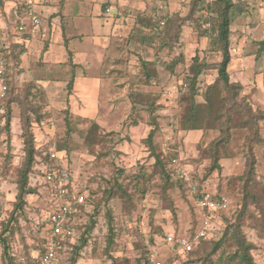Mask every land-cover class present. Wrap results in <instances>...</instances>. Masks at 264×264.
Masks as SVG:
<instances>
[{
    "label": "rangeland",
    "instance_id": "rangeland-1",
    "mask_svg": "<svg viewBox=\"0 0 264 264\" xmlns=\"http://www.w3.org/2000/svg\"><path fill=\"white\" fill-rule=\"evenodd\" d=\"M247 8L245 10V20L250 27L257 25L252 22L257 20V16L264 13V6L261 1L264 0H246ZM258 1V2H255ZM166 12L161 7H153L147 12L146 9H136L127 7L126 14L135 15L132 20H126V31L122 39L114 43L113 56L115 64L118 61L124 63L125 82L116 84L113 81V91L116 87L125 88L124 95L120 98L109 97L105 91H91L92 97L86 100H80L77 103V111L72 113L81 115L84 119L74 123L73 129L69 130L65 123V117L68 118L69 111L68 98L60 97L50 99L40 95L37 101L46 106L47 113L43 120L33 124L35 136V145L39 149L51 145L54 147L58 142H67L70 152L68 153V167L76 185L86 186V189L95 190L97 194H102V189L106 188L105 180L116 176L117 171L122 169L125 175L133 174L139 166H143L147 171L151 170L150 159H148V150L142 143L150 129L147 123L148 113L140 110L137 113L141 115V121L132 126L129 123L128 116L131 113L128 92L131 89H143L150 93L151 98L159 105L156 113L159 115L160 134L156 141L166 149V153L173 159L172 168L178 174H184L187 177L193 175L203 176L205 166L208 160L202 157V150L207 142L214 137L215 133L210 131H178L176 125V113L178 103L177 93L183 83V79L190 71L188 64L190 58L194 55L205 57L210 63L215 64L219 57L216 53L204 54L206 47V38L202 37L192 22L188 21L182 26L178 41L172 49L159 48L158 38L153 39L151 45L142 41H147L149 36L147 29L151 28L156 20L162 19L170 13H177L185 16L190 10V0H166ZM162 5V4H161ZM112 6L116 9L115 4ZM170 7V8H168ZM197 15V14H196ZM255 16L256 18H251ZM260 16V15H259ZM112 14H106L101 23L106 25L112 23ZM132 21L134 23L132 24ZM259 20V24H260ZM135 25V26H133ZM105 32L106 29H101ZM19 34L9 33L6 43H14ZM237 34L232 31L231 39H235ZM263 36L259 30L256 38ZM152 37V36H151ZM257 40H253L252 54H255L258 46ZM86 43L84 44V46ZM117 53L120 57L116 58ZM122 54V55H121ZM177 55H182V63L176 64L173 71H169L164 63L171 61ZM249 55V54H247ZM29 58H21L17 67H13L11 74L13 84L16 89H20L29 81L34 64H30ZM139 59H155L158 65L153 71L156 75L149 85L135 83L136 73L139 71ZM110 60V61H111ZM241 62L240 60H237ZM238 62H235L237 64ZM243 63V62H242ZM246 73H241V80L250 90V94H244L254 105L256 111L264 110V52L258 56L247 57L245 60ZM14 65V64H12ZM104 71V70H103ZM117 70L108 74H114ZM103 74V72H102ZM216 75L214 68H209L200 76L202 90L205 85L211 82ZM246 75V76H245ZM249 78V79H248ZM93 90V88H92ZM122 93V92H121ZM200 99V97H197ZM52 101V102H51ZM88 102V108L83 105ZM14 113L11 120L10 136L2 142L0 147V161L2 162V173L0 174V230L2 222L6 221L13 209V203L16 195L15 178L18 168L24 159V149L20 135V121L18 118V107L13 105ZM217 105L212 106L211 121L215 119ZM93 119L99 125V133L102 138L98 141L86 145L83 140V129L87 128L90 120ZM260 135L264 136V123L260 122ZM70 131V135L65 136ZM232 136H235L232 134ZM71 138V139H70ZM234 139V138H233ZM243 138L232 140L229 150L234 153L232 156L220 160L221 169L212 172L205 178V189L208 192L220 190L227 193L232 200L239 204L240 186L238 176L244 171V156L242 155L241 145ZM254 157L256 159V182L254 191L261 196L260 205H264L262 191L264 190V145L255 146ZM8 155H10L9 160ZM202 155V156H201ZM3 163L6 164L3 167ZM1 166V165H0ZM231 182V184L229 183ZM42 178L32 176L29 185L33 192L25 196L23 210L17 213L16 231L11 238V244L18 250H31L38 244L39 238L44 232L43 219L51 211V203L58 205V200L50 194V190L43 185ZM128 189L131 187L127 186ZM146 194L139 197L134 194L133 207L129 212L125 211L124 204L118 198H112L109 207L112 209L114 224L116 227V236L114 244L105 251V237L107 233V219L105 217L106 205L100 207L96 215V225L92 230L88 241L78 250V257L75 264H144L141 260L140 245L147 243L150 233L154 235V242L160 243L155 250L158 258L165 264H200L191 262L193 256L189 254H176L172 248L165 246L163 239L167 232L188 234L190 226L191 203L188 190L183 191L178 185L167 188V200L175 207V217L167 209L168 203L161 195V181L158 176H153L146 184ZM264 197V195H263ZM233 205L231 204V207ZM250 213L259 215L255 204H250ZM258 224L251 215L245 218L243 230L248 240L254 243L255 249L252 251L254 260L257 264H264V237H259L251 224ZM46 227V226H45ZM80 245V242H77ZM0 264H3L0 247Z\"/></svg>",
    "mask_w": 264,
    "mask_h": 264
},
{
    "label": "trees",
    "instance_id": "trees-1",
    "mask_svg": "<svg viewBox=\"0 0 264 264\" xmlns=\"http://www.w3.org/2000/svg\"><path fill=\"white\" fill-rule=\"evenodd\" d=\"M247 4L249 3L246 0H190V10L187 15L181 16L177 13H170L162 19L156 20L153 23L154 25L147 29L149 36H147L146 42H142L151 45L152 40L157 37L159 48L170 50L178 41L182 26L186 22L191 21L192 26L207 40L204 54L216 53L219 57V60L213 64L205 60V57L192 56L188 64L190 71L184 77L176 96L178 111L176 113L175 128L178 131H210L215 133L214 137L207 142L202 150L203 156H201L208 160V164L205 166L203 176L193 175L187 177L184 174H178L171 167L173 159L168 156L166 149L156 141V137L160 134L159 115L156 113L159 105L151 98L149 92L143 89H131L128 92L131 105V113L128 116L130 125L135 126L142 120L140 114L139 119H137L139 110L140 112L144 110L148 113L147 123L150 129L147 136L142 139V143L148 150L151 170L147 171L143 166H139L133 174L125 175L124 171L119 169L116 176L105 180L107 186L102 189L101 195L97 194L95 190L91 191L86 189V186L81 187L75 184L76 191L84 194V202L77 205L76 211L70 215L67 228L71 230V234L58 243L59 245L56 250L61 264L76 263L78 250L86 244L88 237L95 228L96 215L102 205L108 206L104 213L107 219L105 251L108 252L110 246L114 244L116 236L114 217L112 209L109 207L111 199L115 197L120 199L125 206V211L129 212L133 207L134 194H137L139 197H144L147 191L146 184L149 179L156 175L161 181V195L164 196L165 201L168 203L166 207L171 212L173 218L175 217V207L167 200L166 195L167 188L173 185H178L180 189L185 191L189 189L191 184H194L196 185L198 194L201 192L209 193L214 198L225 195L233 205L228 212L219 213L220 227L213 236L195 240L193 249L190 251H180L177 245L172 248V251L179 255H192L191 262L200 264H257L252 253L255 245L247 239L243 227L245 218L251 215L258 223H252V229L255 230L259 237H264V205H260L261 196L253 189L257 180L256 159L253 148L264 145V136L260 135V122L263 121L264 123V110L256 111L254 109V105L244 97L242 83L232 80L229 73L231 61V26L237 20L245 19ZM2 6L3 0H0V8ZM0 14H2L1 11ZM14 21L17 24L18 19ZM18 26L16 25L15 27L16 31L19 33L23 32L18 29ZM1 34L5 38V46L2 49V54L7 59V71L5 75L7 90L4 97L0 98V147L2 142L10 136L11 120L14 113L13 105H16L19 109L20 135L24 149V159L17 170L15 178L16 195L13 209L8 219L2 222V229L0 230V247L3 264H16V255L30 258L31 252L35 250L41 251L46 241L48 231L46 217L42 223L45 233H42L34 249L18 250L12 246L10 240L16 231L17 213L23 210L25 196L34 190L33 187H30L29 180L36 174L41 175L37 164L40 161H47L45 153L51 148V145L44 149L36 147L33 132V124L43 120L47 113L46 106L37 101L38 96L42 94L44 96L45 94L44 86L39 81V78L32 77L23 87L16 89L12 81L13 76L11 71L13 67L16 68L19 64L21 56L26 51V47L23 43L17 41L8 45L6 41L9 32L7 30H1ZM21 36L23 37L25 35L22 34ZM256 44L258 48L254 54L255 57L264 52V38L258 40ZM113 54L112 52L107 53V59L111 60L112 58L110 57ZM115 57L119 58L120 53H117ZM182 62H184L182 55H177L171 61L164 63L163 66L169 71H173L176 64ZM157 65L158 63L155 59H139V71L136 73L135 83L149 85L156 78L157 74L153 71H155ZM115 67L111 71H115ZM209 68H214L216 75L201 90L200 85L202 83L200 76ZM73 82L74 75L70 77L66 85L68 90L71 89ZM198 96L200 99L197 98ZM215 104L217 105L216 116L214 121H211L212 106ZM64 112L66 114L69 113L68 118L65 117V123L69 130L73 129L71 125L72 120L74 123H77L84 119L81 115L72 113L71 110H65ZM99 129L97 122L91 119L88 127L83 129L82 141L86 145L98 141L102 138L98 132ZM232 134L235 136H232ZM69 135L70 131H67L65 136L69 137ZM63 138L66 139V137ZM238 138H243L241 152L244 156L245 163L242 175L236 178L240 186L239 190L241 194L239 204H236L235 200L233 201L227 193L221 192L220 190L208 192L205 189L204 183L207 176L221 169V159L234 154L229 150V145L232 140ZM65 139L58 142L57 146L54 145V148L65 151L68 156L70 149ZM9 158L10 155H8L7 160ZM0 165L1 174L3 171L1 161ZM5 166L6 164L3 163V167ZM70 178L73 182L71 172ZM229 183L231 184V182ZM43 185L51 193V186L46 183ZM128 185L131 186L129 189L127 187ZM262 193L264 200V190ZM190 203L192 208L189 233L180 234L173 231L172 234L175 238L186 236L190 240H193L198 230L200 216L196 205L191 199ZM250 204H255L256 208H258L259 215L255 216L250 213ZM164 239L163 242L165 244ZM78 241L80 245L77 244ZM159 246L160 243H155L154 235L150 233L147 238V243L140 245V257L144 264H149L150 255L155 253V250Z\"/></svg>",
    "mask_w": 264,
    "mask_h": 264
},
{
    "label": "crops",
    "instance_id": "crops-1",
    "mask_svg": "<svg viewBox=\"0 0 264 264\" xmlns=\"http://www.w3.org/2000/svg\"><path fill=\"white\" fill-rule=\"evenodd\" d=\"M164 1L166 0H3V6L0 8V27L12 34L25 35L18 37L16 41L26 47L21 58H29L30 64H34L35 68L30 70L31 77L40 79L45 89V97H66L67 105L72 108L70 110L76 112L78 101L92 97L91 91L106 90L109 97L115 98L124 95V87L120 89L118 86L114 91L111 87L113 81L118 85L125 82L124 63L118 61L115 64L114 60L107 59V53H114V43L124 36L126 20L135 17L132 13L126 14L122 11L129 6L143 8L148 12L157 6L166 12ZM258 3L264 6V1ZM112 4H115L116 9ZM110 13L113 21L105 26L101 20ZM259 15L257 20L252 21L257 23L255 26L247 25L244 18L231 26V32L237 36L233 40L230 37L229 73L232 80L242 83L244 94L251 93L249 89L248 93L246 92V86L241 80V73L247 71L246 58L255 56L252 54L251 43L253 40L264 38V13ZM32 18L38 19L35 26L32 24ZM15 19H18L17 24ZM20 24L24 25L21 33L15 28ZM259 30L263 32V36L256 38ZM235 62L238 63L234 65ZM114 66L117 72L109 75ZM72 75L74 82L68 90L66 85ZM84 106L88 108L87 101L83 108Z\"/></svg>",
    "mask_w": 264,
    "mask_h": 264
},
{
    "label": "built area",
    "instance_id": "built-area-1",
    "mask_svg": "<svg viewBox=\"0 0 264 264\" xmlns=\"http://www.w3.org/2000/svg\"><path fill=\"white\" fill-rule=\"evenodd\" d=\"M109 9H106L108 11ZM38 23L37 18H32V24ZM7 28V26L5 27ZM18 29L23 31L24 25L20 24ZM0 27V98L4 97L6 84L7 59L2 54L5 46V38L1 34ZM1 124V121H0ZM47 161H40L37 168L41 171L35 177H41L42 182L51 186V195L58 200V205L51 207L46 219L48 231L44 247L41 251L35 250L31 252L30 258L22 255L15 256L16 264H61L59 261L57 247L60 240L66 239L71 230L67 228L70 215L73 214L77 205L84 202V194L76 191V185L71 181L68 167V156L65 151L57 150L54 147L49 148L46 153ZM190 199L196 205L200 216V223L194 239L190 240L186 236L177 238L170 232L165 234V245L169 248L178 246L180 251H190L193 249L194 241L202 237H211L220 227L219 213L228 212L231 209V201L221 195L214 198L209 193L201 192L198 194L196 185L191 184L188 189ZM149 264H164V261L158 258L156 253L150 255Z\"/></svg>",
    "mask_w": 264,
    "mask_h": 264
}]
</instances>
